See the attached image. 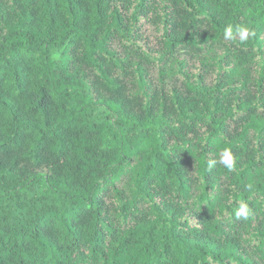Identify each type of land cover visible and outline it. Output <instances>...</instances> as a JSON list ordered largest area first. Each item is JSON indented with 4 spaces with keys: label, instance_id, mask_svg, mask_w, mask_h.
Instances as JSON below:
<instances>
[{
    "label": "trees",
    "instance_id": "trees-1",
    "mask_svg": "<svg viewBox=\"0 0 264 264\" xmlns=\"http://www.w3.org/2000/svg\"><path fill=\"white\" fill-rule=\"evenodd\" d=\"M0 264H264V0H0Z\"/></svg>",
    "mask_w": 264,
    "mask_h": 264
},
{
    "label": "clouds",
    "instance_id": "clouds-1",
    "mask_svg": "<svg viewBox=\"0 0 264 264\" xmlns=\"http://www.w3.org/2000/svg\"><path fill=\"white\" fill-rule=\"evenodd\" d=\"M254 33L245 25L233 26L227 25L223 31V38L232 41L237 37L241 41L249 39ZM217 165H222L225 169L232 171L236 166L235 157L230 149H224L218 159H210L207 163V170L211 171ZM235 218L242 221H247L250 218L251 210L246 202H241L234 212Z\"/></svg>",
    "mask_w": 264,
    "mask_h": 264
},
{
    "label": "rangeland",
    "instance_id": "rangeland-1",
    "mask_svg": "<svg viewBox=\"0 0 264 264\" xmlns=\"http://www.w3.org/2000/svg\"><path fill=\"white\" fill-rule=\"evenodd\" d=\"M142 29L145 30V32L149 30L146 24L144 25V27H142Z\"/></svg>",
    "mask_w": 264,
    "mask_h": 264
}]
</instances>
